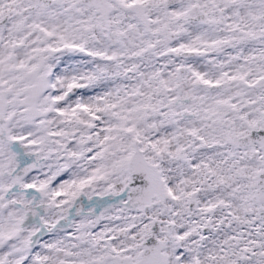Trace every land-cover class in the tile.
<instances>
[{
  "label": "snow or ice",
  "instance_id": "6c2138e0",
  "mask_svg": "<svg viewBox=\"0 0 264 264\" xmlns=\"http://www.w3.org/2000/svg\"><path fill=\"white\" fill-rule=\"evenodd\" d=\"M0 264H264V0H0Z\"/></svg>",
  "mask_w": 264,
  "mask_h": 264
}]
</instances>
